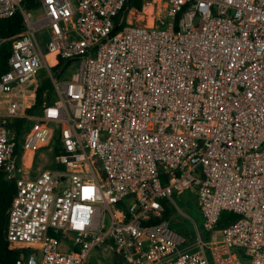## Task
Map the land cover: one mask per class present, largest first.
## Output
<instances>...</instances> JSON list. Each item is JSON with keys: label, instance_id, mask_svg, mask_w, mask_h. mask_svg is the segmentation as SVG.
<instances>
[{"label": "built area", "instance_id": "obj_1", "mask_svg": "<svg viewBox=\"0 0 264 264\" xmlns=\"http://www.w3.org/2000/svg\"><path fill=\"white\" fill-rule=\"evenodd\" d=\"M36 3L0 0V20L23 24L0 37V172L15 183L5 233L33 247L16 264H89L103 247L124 264H264V0H143L116 33L125 0ZM75 56L66 80L52 75ZM42 68L55 98L31 114ZM41 147L57 167L32 175ZM182 190L208 241L169 226L162 201ZM222 211L237 218L218 226Z\"/></svg>", "mask_w": 264, "mask_h": 264}, {"label": "trees", "instance_id": "obj_2", "mask_svg": "<svg viewBox=\"0 0 264 264\" xmlns=\"http://www.w3.org/2000/svg\"><path fill=\"white\" fill-rule=\"evenodd\" d=\"M36 0H24V5L27 8L35 6ZM143 0H125L123 8L113 18L112 33H116L125 25V18L127 11L130 8L141 9ZM23 28L22 17L20 13H15L13 16L0 20V37H10L18 33ZM11 51L10 41L3 42L0 45V76L5 73L9 66L7 63L8 57ZM82 56H75L71 58H59L58 62L51 67L52 75L56 78H61L67 72V70L75 65ZM52 61V57L50 58ZM52 86L50 80L46 79L41 82L36 90L35 102L27 109L28 113H36L42 102L46 99H50V91ZM47 92L46 97H43V93ZM29 127V123L25 122L24 119L17 118L13 122V128L16 131L17 137L20 140L23 137V132ZM16 137V140L18 138ZM57 138H54L53 145L55 146V153L59 152V146L57 145ZM15 194V183L12 179H8L5 173L0 172V264H16V260L25 256L31 252L33 247L27 243H11L6 239V225L8 220V210L11 205L12 198ZM236 215L222 211L219 217L218 226H224L229 222L235 220ZM116 263L113 264H124L123 260L117 256ZM109 264V263H108Z\"/></svg>", "mask_w": 264, "mask_h": 264}, {"label": "rangeland", "instance_id": "obj_3", "mask_svg": "<svg viewBox=\"0 0 264 264\" xmlns=\"http://www.w3.org/2000/svg\"><path fill=\"white\" fill-rule=\"evenodd\" d=\"M34 17H40L39 11L32 12ZM77 63L72 65L60 80H66L71 72L75 71ZM39 84L43 82L47 77V71L45 68L40 69L37 72ZM50 98H55L54 90L50 91ZM50 146L55 148L53 141ZM54 151L49 150L47 147H41L34 153V160L32 165L33 172L40 171L44 168L57 167L54 159ZM101 173V171H99ZM172 198L176 206L172 203L162 201L165 212L164 216L167 219L169 226L177 233L181 234L187 242H193L197 238V232L200 237L205 240H209V232L203 228V216L198 208L197 199L195 194L189 190L174 191ZM117 255L110 251L108 248H96L91 251L89 256V264H113L117 261Z\"/></svg>", "mask_w": 264, "mask_h": 264}, {"label": "crops", "instance_id": "obj_4", "mask_svg": "<svg viewBox=\"0 0 264 264\" xmlns=\"http://www.w3.org/2000/svg\"><path fill=\"white\" fill-rule=\"evenodd\" d=\"M33 160H34V159H33ZM25 170H27V169L25 168ZM25 170H24V171H25ZM31 171H32V170H31ZM36 173H38V171H37V172H33V171L31 172L32 175H35Z\"/></svg>", "mask_w": 264, "mask_h": 264}, {"label": "bare ground", "instance_id": "obj_5", "mask_svg": "<svg viewBox=\"0 0 264 264\" xmlns=\"http://www.w3.org/2000/svg\"><path fill=\"white\" fill-rule=\"evenodd\" d=\"M48 58L50 59V58H51V55H48ZM29 157H30V155H28V159H29ZM28 159H27V160H28Z\"/></svg>", "mask_w": 264, "mask_h": 264}, {"label": "water", "instance_id": "obj_6", "mask_svg": "<svg viewBox=\"0 0 264 264\" xmlns=\"http://www.w3.org/2000/svg\"><path fill=\"white\" fill-rule=\"evenodd\" d=\"M197 19H195V21H196Z\"/></svg>", "mask_w": 264, "mask_h": 264}]
</instances>
